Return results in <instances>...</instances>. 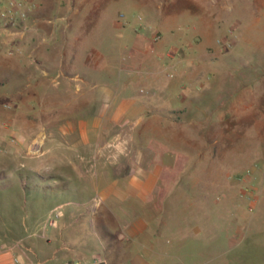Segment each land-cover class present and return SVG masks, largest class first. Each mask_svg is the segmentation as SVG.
Instances as JSON below:
<instances>
[{"label": "crops", "instance_id": "1", "mask_svg": "<svg viewBox=\"0 0 264 264\" xmlns=\"http://www.w3.org/2000/svg\"><path fill=\"white\" fill-rule=\"evenodd\" d=\"M59 1L63 13L42 17L36 1L27 0L25 17L16 25H0L2 87L14 84L21 74L32 77L35 67L29 58L44 55L45 44L58 38L63 25H95L108 3L119 0ZM224 1L127 0V6H138L146 25L168 33L157 43L163 46L160 57L172 37L179 41L174 46L179 56H195L205 55L206 49L196 47L185 32L211 34L218 24L211 15ZM7 2L0 0V6ZM23 26L24 32L18 33ZM143 40L136 33L132 37L137 45ZM89 69L79 71L95 82L94 67ZM101 69L112 74L116 84L103 85L100 102L94 106L93 98H82L74 103L76 109L63 108V138L69 144L65 149L72 153H63L67 171L63 193L58 194L63 200L57 198L42 214L23 218L16 231L8 232L21 244L0 248V264H71L96 254L103 260L100 264H184L178 250L185 240L177 234L187 226L202 231L206 224L191 227L181 218H195L200 212L209 216L213 201H220L216 207L222 208L229 197L244 198L240 177H229L221 163L213 167L205 160V130L195 127L197 121L243 117L245 106L253 102H243L237 83L217 77L218 71L204 65ZM71 111L78 117L72 118ZM223 127L221 135H229V128ZM32 164L28 168L35 170L38 166ZM93 196L99 197L96 207ZM62 204L63 223H41L49 210ZM243 204L239 209L244 214Z\"/></svg>", "mask_w": 264, "mask_h": 264}, {"label": "rangeland", "instance_id": "2", "mask_svg": "<svg viewBox=\"0 0 264 264\" xmlns=\"http://www.w3.org/2000/svg\"><path fill=\"white\" fill-rule=\"evenodd\" d=\"M35 1L42 17L63 13L57 0ZM127 3H108L95 25H63V35L45 44L44 55L29 58L35 67L29 80L21 74L14 84L0 85V248L16 246L8 232L16 231L23 218L28 221L42 214L63 193L64 150L72 155L65 149L69 144L63 138V108H75L74 103L82 98H93L94 106L100 102L103 85L116 84L112 74L101 68L204 65L218 71L217 77L237 83L244 103L253 102L245 106L240 120L195 123L198 131L205 130V160L213 167L221 163L229 177H240L244 198L229 197L227 208L213 201L206 211L209 216L200 212L195 218H181L191 227L206 225L199 232L188 226L180 229L177 236L185 240L178 250L180 261L264 264V0H225L222 7L210 11H216L211 18L218 22L211 34L185 32L196 47L201 44L206 49L205 55L179 56L174 47L179 41L172 37L162 57L158 52L163 46L157 43L168 33L146 25L141 9ZM135 33L144 39L141 45L132 41ZM91 67L97 75L95 82L79 71H92ZM18 97L22 98L19 102ZM70 113L78 117L76 111ZM223 126L229 128V135H221ZM32 163L38 166L35 170L28 168ZM243 200L244 214L239 209ZM63 206L58 207L56 222L63 223Z\"/></svg>", "mask_w": 264, "mask_h": 264}, {"label": "built area", "instance_id": "3", "mask_svg": "<svg viewBox=\"0 0 264 264\" xmlns=\"http://www.w3.org/2000/svg\"><path fill=\"white\" fill-rule=\"evenodd\" d=\"M27 0H8L7 4L4 6H0V25L9 22L10 24L16 25L17 22L25 17L26 10L24 8ZM25 30V26L19 27L17 30L18 33H23ZM158 38V35L155 36ZM99 203V197L93 196L91 199V204L93 207ZM59 216L58 206L49 210L45 217V224L53 225L56 223L57 217ZM20 241L15 242V245H20ZM14 245H10L8 248H13ZM15 260H19L17 256L14 257ZM102 258L96 254L88 261H80L76 260L71 264H100L102 262Z\"/></svg>", "mask_w": 264, "mask_h": 264}]
</instances>
